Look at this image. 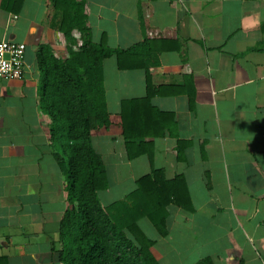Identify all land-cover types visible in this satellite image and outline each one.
Segmentation results:
<instances>
[{"label":"crops","instance_id":"crops-1","mask_svg":"<svg viewBox=\"0 0 264 264\" xmlns=\"http://www.w3.org/2000/svg\"><path fill=\"white\" fill-rule=\"evenodd\" d=\"M83 2L94 43L141 44L150 105L168 121L146 139L148 154L132 159L118 133L91 137L107 174L101 204L159 170L183 181L192 209L170 205L163 238L139 220L158 264H264V0ZM58 21L50 0H0V41L26 48L22 77L0 80V264H63L65 256L59 231L69 181L41 106L37 60L41 45L66 57ZM102 75L113 117L124 101L146 96L142 68L119 70L108 57Z\"/></svg>","mask_w":264,"mask_h":264},{"label":"trees","instance_id":"trees-1","mask_svg":"<svg viewBox=\"0 0 264 264\" xmlns=\"http://www.w3.org/2000/svg\"><path fill=\"white\" fill-rule=\"evenodd\" d=\"M14 2L20 4V0ZM50 5L58 13V31L67 53L66 58L56 57L46 45L37 52L43 73L41 106L48 108L51 118L50 138L60 140L69 181L59 231L65 256L59 260L63 264H158L150 251L154 242L139 220L146 219L158 236L165 237L167 208L192 209L183 181L166 180L161 171L152 170L125 197L102 205L98 195L107 189V174L91 144L92 136L118 133L127 158L132 159L148 154L146 139L158 127H167V115L149 102L147 58L139 56L141 44L119 50L107 47L103 40L94 43L83 0H50ZM73 31L80 35L78 46ZM150 43L146 40L142 45ZM108 57H114L119 70L142 68L146 72V96L124 101L114 117L108 114L104 97L102 63ZM195 264L211 262L201 259Z\"/></svg>","mask_w":264,"mask_h":264},{"label":"built area","instance_id":"built-area-1","mask_svg":"<svg viewBox=\"0 0 264 264\" xmlns=\"http://www.w3.org/2000/svg\"><path fill=\"white\" fill-rule=\"evenodd\" d=\"M25 49L22 43L0 41V80L11 81L22 77Z\"/></svg>","mask_w":264,"mask_h":264},{"label":"rangeland","instance_id":"rangeland-1","mask_svg":"<svg viewBox=\"0 0 264 264\" xmlns=\"http://www.w3.org/2000/svg\"><path fill=\"white\" fill-rule=\"evenodd\" d=\"M77 41V46L80 44V40H78V38H75ZM76 48V46H74L72 49H75ZM64 51H63V53H64V55H66L67 56V53H66V42H65V44H64ZM61 58V57H60ZM63 58H66V57H63ZM64 164H65V167L67 166V163H66V159L64 160Z\"/></svg>","mask_w":264,"mask_h":264}]
</instances>
